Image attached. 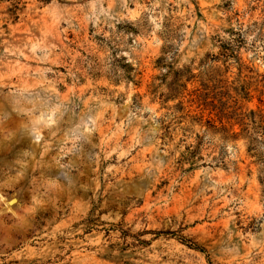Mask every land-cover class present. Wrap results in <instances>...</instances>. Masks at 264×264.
Here are the masks:
<instances>
[{"label":"rangeland","instance_id":"1","mask_svg":"<svg viewBox=\"0 0 264 264\" xmlns=\"http://www.w3.org/2000/svg\"><path fill=\"white\" fill-rule=\"evenodd\" d=\"M0 264H264V0H0Z\"/></svg>","mask_w":264,"mask_h":264},{"label":"water","instance_id":"2","mask_svg":"<svg viewBox=\"0 0 264 264\" xmlns=\"http://www.w3.org/2000/svg\"><path fill=\"white\" fill-rule=\"evenodd\" d=\"M14 198L10 199L9 201H12Z\"/></svg>","mask_w":264,"mask_h":264}]
</instances>
